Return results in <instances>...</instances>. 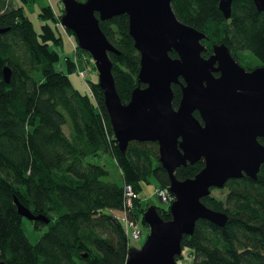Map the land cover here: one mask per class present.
I'll use <instances>...</instances> for the list:
<instances>
[{"label":"trees","instance_id":"trees-1","mask_svg":"<svg viewBox=\"0 0 264 264\" xmlns=\"http://www.w3.org/2000/svg\"><path fill=\"white\" fill-rule=\"evenodd\" d=\"M7 1L0 0V29H6L0 32V260L5 264H125L128 237L110 210L123 207L124 182L139 194L151 177L157 187L169 188L158 143L134 141L122 153L99 80L88 81L90 94L73 87L70 73L86 80L79 70L93 58L79 47L75 33L61 24L63 5L59 10L43 6L40 16L46 23L37 31L24 6ZM173 8L181 21L207 34L202 40L203 56L211 55L214 43L225 42L233 49H252L264 61V11L253 0H234L228 19L219 0H175ZM100 26L119 51L109 55L117 90L127 102L138 85L141 66L129 17L120 14L100 21ZM62 30L74 47L72 55L63 57L64 70L56 67L62 58L58 51L63 47ZM171 55L177 56L175 51ZM6 65L13 70L10 83L3 77ZM173 90V105L178 107L181 84H173ZM194 114L201 120L198 111ZM260 141L264 144V138ZM102 153H113L123 182L105 180L103 167L88 161ZM204 165L200 159L178 167L175 174L179 179L194 177ZM225 188L224 199L210 194L202 200L227 214L226 225L200 219L194 233L183 237V250H190L193 264H264V164L257 178H233ZM15 198L34 214L50 218L48 224L33 221L36 229L47 226L37 242L27 235ZM137 205L136 211L144 212L148 203ZM158 210L164 220L172 218L170 206Z\"/></svg>","mask_w":264,"mask_h":264},{"label":"water","instance_id":"water-1","mask_svg":"<svg viewBox=\"0 0 264 264\" xmlns=\"http://www.w3.org/2000/svg\"><path fill=\"white\" fill-rule=\"evenodd\" d=\"M173 1L61 0V24L75 33L79 47L94 60L119 149L126 153L131 142H157L159 160L170 178L172 218L164 220L158 206L148 205L143 218L150 232L141 247L130 246L125 264H178L183 237L194 233L197 221L207 219L220 227L227 223L226 213L202 199L230 179L257 178L264 164V144L259 140L264 138V66L247 70L224 42L214 43L213 53L203 56L207 34L181 21ZM233 1L219 0L227 19ZM253 1L264 11V0ZM120 14L129 17L141 63L138 85L127 102L117 90L109 55L119 51L100 26V21ZM173 51L177 56L171 55ZM12 72L4 66L6 83L11 82ZM179 83L182 98L175 107L173 84ZM200 159L205 165L194 177L177 178L178 167ZM15 203L23 217L50 222L47 215L34 214L17 198Z\"/></svg>","mask_w":264,"mask_h":264},{"label":"rangeland","instance_id":"rangeland-1","mask_svg":"<svg viewBox=\"0 0 264 264\" xmlns=\"http://www.w3.org/2000/svg\"><path fill=\"white\" fill-rule=\"evenodd\" d=\"M7 2H12L16 6H24V10H26L27 16L31 19V21L34 24V27L37 31L41 30V27L44 23H46V20H44L43 17L40 16L41 8L46 5H50L52 8L55 10H59V8L62 6L61 0H32L30 2H27L25 4L22 3L21 0H8ZM2 2H0V8L2 7ZM49 22L54 25L53 20H49ZM63 27V26H62ZM62 36H63V47H59L58 51L62 55V58L58 64H56V67L60 70L65 69L64 65V56L72 55L74 52V47L70 43L71 38L69 37V34L66 31L62 30ZM73 38L74 36L71 35ZM76 41V39H75ZM79 57V56H78ZM80 63H82L81 57H79ZM91 66L93 67L95 65L94 60L93 63L90 62ZM94 71H90L87 76V81L83 80L77 72H71L70 73V78L73 84V87L76 89L81 90L83 93H88L90 94V87L88 81H98L99 80V75L97 69ZM65 131L69 134L70 129L68 125L64 126ZM88 161L93 162V163H98L101 167H103V170L107 172V174L104 176L105 180H111V181H117V182H123L121 174L122 169L118 166V162L113 155V153H105L97 157H90L88 158ZM156 187H157V182L154 177H151L149 179L148 183H143L142 184V190L140 191V196L143 200H145L148 205H156L160 208H165L169 207L170 203H165L164 201L161 200L159 195L156 193ZM228 190L227 188L219 189L215 188L212 190L211 194L213 196L218 197L219 199H224ZM110 212L116 217L117 214H119L118 211L110 210ZM101 214L98 213L95 215V217H98ZM136 218L138 219L139 225L141 228L144 230V235L142 236L141 241H133L132 246L133 247H141L143 243L145 242L149 232L150 228L148 224L144 221L143 219V213H140L139 215H136ZM24 225L26 226V232L27 235L31 238L33 242H37L39 237L47 230V226H38L37 229L35 228L34 222L28 220L27 218H24L23 220ZM40 227V228H39ZM189 249L183 250L182 253V258L179 257L178 264H193V258L189 252Z\"/></svg>","mask_w":264,"mask_h":264},{"label":"built area","instance_id":"built-area-1","mask_svg":"<svg viewBox=\"0 0 264 264\" xmlns=\"http://www.w3.org/2000/svg\"><path fill=\"white\" fill-rule=\"evenodd\" d=\"M90 70L91 66L89 65L85 69L79 70V73L85 78L88 76ZM156 193L165 203H170L174 199L169 188L157 187ZM123 198V207L120 210H116L119 212V214L116 215V218L123 225L129 241H141L144 231L135 216L137 215V203L139 201L141 202V198L132 184L127 182L123 183Z\"/></svg>","mask_w":264,"mask_h":264},{"label":"flooded vegetation","instance_id":"flooded-vegetation-1","mask_svg":"<svg viewBox=\"0 0 264 264\" xmlns=\"http://www.w3.org/2000/svg\"><path fill=\"white\" fill-rule=\"evenodd\" d=\"M255 6H256V4H255ZM229 48H230V52H231L233 58L239 64H241L244 68H246L247 70H252V69H254V68L258 67V66H264V61L252 49H249V48L244 49V48H241V47H239L237 49H233L231 47H229ZM212 53H213V50H212ZM215 74L218 75L219 73H215Z\"/></svg>","mask_w":264,"mask_h":264},{"label":"crops","instance_id":"crops-1","mask_svg":"<svg viewBox=\"0 0 264 264\" xmlns=\"http://www.w3.org/2000/svg\"><path fill=\"white\" fill-rule=\"evenodd\" d=\"M141 197V196H140Z\"/></svg>","mask_w":264,"mask_h":264}]
</instances>
